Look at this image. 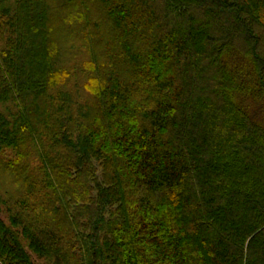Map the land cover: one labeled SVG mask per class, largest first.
Returning a JSON list of instances; mask_svg holds the SVG:
<instances>
[{"label": "trees", "instance_id": "obj_1", "mask_svg": "<svg viewBox=\"0 0 264 264\" xmlns=\"http://www.w3.org/2000/svg\"><path fill=\"white\" fill-rule=\"evenodd\" d=\"M264 264V0H0V264Z\"/></svg>", "mask_w": 264, "mask_h": 264}, {"label": "rangeland", "instance_id": "obj_2", "mask_svg": "<svg viewBox=\"0 0 264 264\" xmlns=\"http://www.w3.org/2000/svg\"><path fill=\"white\" fill-rule=\"evenodd\" d=\"M30 253L32 254L34 260H36L39 264H44L40 259L37 258V255H35L32 251H30Z\"/></svg>", "mask_w": 264, "mask_h": 264}]
</instances>
